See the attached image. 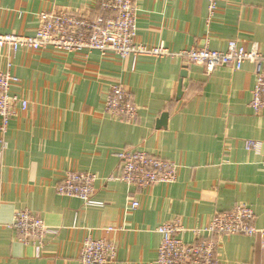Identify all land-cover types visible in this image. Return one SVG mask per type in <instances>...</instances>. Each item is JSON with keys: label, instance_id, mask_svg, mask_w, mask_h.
<instances>
[{"label": "crops", "instance_id": "1", "mask_svg": "<svg viewBox=\"0 0 264 264\" xmlns=\"http://www.w3.org/2000/svg\"><path fill=\"white\" fill-rule=\"evenodd\" d=\"M135 3L136 41L145 46L226 52L237 41L264 53V0H218L213 16L207 0ZM93 7L94 0H0V34L34 36L44 11L78 14ZM0 71L20 80L11 94L29 103L25 111L19 105L5 134L0 130V264H81L90 237L117 245L113 264H154L162 224L180 219L182 239L191 242L193 230L240 204L253 209L255 226L264 231V112L250 106L254 63L208 74L182 58L2 50ZM117 85L133 95L135 123L105 111L108 91ZM249 142L259 147L248 150ZM126 149L175 162L178 180L145 190L111 180ZM68 171L96 175L95 199L104 206L59 196L56 186ZM133 201L139 208L131 209ZM23 210L51 231L40 251L8 228ZM220 244V264H264L260 235L223 237Z\"/></svg>", "mask_w": 264, "mask_h": 264}, {"label": "built area", "instance_id": "2", "mask_svg": "<svg viewBox=\"0 0 264 264\" xmlns=\"http://www.w3.org/2000/svg\"><path fill=\"white\" fill-rule=\"evenodd\" d=\"M135 1L94 0L92 9L78 14L65 9L44 11L39 14L40 25L34 36L0 34V51L14 54L21 50L41 52L48 49L63 53L98 52L101 57L114 55L122 60L131 56L182 58L189 65L205 67L208 74L222 66L240 71L246 62H251L257 66V84L252 91L250 106L257 113L264 112V53L257 45L247 50L237 41H231L226 52L205 47L182 53H174L163 46H145L136 41L139 7ZM207 1L213 16L218 0ZM19 83L20 80L10 71H0V130L4 134L16 117L19 105L24 111L29 106L28 101L11 94L12 88ZM105 111L113 119L130 124L135 123L139 116L132 93L123 85L108 91ZM3 145L5 149L6 143ZM258 147V143H247L248 150ZM2 154L0 151V164ZM118 158L119 175L111 180L117 179L141 190L159 184H173L178 180L179 165L158 155L126 149L118 154ZM97 181L98 177L93 173L68 171L56 186V192L59 196L80 199L88 207H103L104 203L95 199ZM139 206L136 201L130 203L133 210ZM255 219L253 209L240 204L232 211L216 215L205 227L193 230L191 242L182 239L186 229L180 219L168 221L158 228L162 241L154 264H220L221 238L235 235L264 237V231L255 226ZM8 228L18 233L24 245L35 246L38 251L42 249L45 237L51 233L44 221L28 210L16 213ZM117 256L118 247L114 242L90 237L82 245L79 261L81 264H113Z\"/></svg>", "mask_w": 264, "mask_h": 264}, {"label": "water", "instance_id": "3", "mask_svg": "<svg viewBox=\"0 0 264 264\" xmlns=\"http://www.w3.org/2000/svg\"><path fill=\"white\" fill-rule=\"evenodd\" d=\"M185 77V76H184ZM182 93H183V86H182V84L180 85V89H179V97L182 95ZM168 118V115H164L163 117H162V121H163V123H165V121H166V119Z\"/></svg>", "mask_w": 264, "mask_h": 264}]
</instances>
